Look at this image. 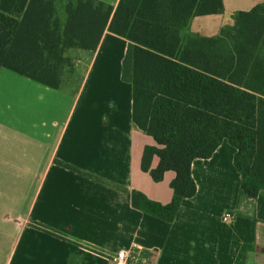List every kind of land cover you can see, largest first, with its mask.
I'll return each instance as SVG.
<instances>
[{"label":"crops","instance_id":"0c3cea01","mask_svg":"<svg viewBox=\"0 0 264 264\" xmlns=\"http://www.w3.org/2000/svg\"><path fill=\"white\" fill-rule=\"evenodd\" d=\"M99 1L116 9L121 0ZM263 2L223 0V14L193 16L183 39L218 38L232 14ZM128 46L106 31L95 51L68 50L58 89L0 69V264H113L133 250L152 264H241L247 245L242 264H264V191L241 197L228 140L193 162L197 194L174 222L133 205V192L170 204L176 173L157 183L142 170L146 147L157 144L133 121V86L122 77ZM242 88L264 99V37Z\"/></svg>","mask_w":264,"mask_h":264},{"label":"trees","instance_id":"16d2710c","mask_svg":"<svg viewBox=\"0 0 264 264\" xmlns=\"http://www.w3.org/2000/svg\"><path fill=\"white\" fill-rule=\"evenodd\" d=\"M224 11L223 0H121L116 9L99 0H0V69L58 89L68 50L95 51L106 31L126 38L122 77L133 86V121L157 144L146 147L142 170L157 183L176 173L170 204L133 192V205L172 223L197 194L193 162L224 140L236 149L241 197L264 191V99L242 88L264 37V2L232 14L218 38L182 35L193 16ZM253 249L243 246L237 262Z\"/></svg>","mask_w":264,"mask_h":264},{"label":"built area","instance_id":"2783aa9c","mask_svg":"<svg viewBox=\"0 0 264 264\" xmlns=\"http://www.w3.org/2000/svg\"><path fill=\"white\" fill-rule=\"evenodd\" d=\"M232 217V214L227 213L224 216V221H229ZM139 251L141 253L142 250ZM140 253L133 254V252L121 251L111 261L113 264H152L151 258L141 261L142 255Z\"/></svg>","mask_w":264,"mask_h":264},{"label":"rangeland","instance_id":"374dc122","mask_svg":"<svg viewBox=\"0 0 264 264\" xmlns=\"http://www.w3.org/2000/svg\"><path fill=\"white\" fill-rule=\"evenodd\" d=\"M74 52H77V51H74ZM73 54H75V53H73Z\"/></svg>","mask_w":264,"mask_h":264}]
</instances>
